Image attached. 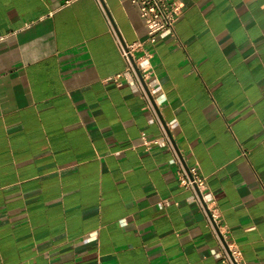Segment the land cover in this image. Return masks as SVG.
<instances>
[{
  "label": "crops",
  "instance_id": "1",
  "mask_svg": "<svg viewBox=\"0 0 264 264\" xmlns=\"http://www.w3.org/2000/svg\"><path fill=\"white\" fill-rule=\"evenodd\" d=\"M146 44L158 121L114 77L147 38L130 0H0V264H221L161 137L264 264V0H179ZM161 122V123H160ZM150 142V143H148Z\"/></svg>",
  "mask_w": 264,
  "mask_h": 264
},
{
  "label": "built area",
  "instance_id": "2",
  "mask_svg": "<svg viewBox=\"0 0 264 264\" xmlns=\"http://www.w3.org/2000/svg\"><path fill=\"white\" fill-rule=\"evenodd\" d=\"M72 1L74 0H65V3L67 4ZM130 2L137 8L147 31V38L126 44L120 40L112 27L126 65L124 71L116 75L114 80L120 84L119 79L123 78L130 83L133 89L138 91L146 101L147 109L160 121L156 101L153 97L158 80L147 71L150 67L152 54L146 50L145 46L146 44L154 45L158 39L175 35L176 24L182 14L184 4L179 0H130ZM172 125L161 124V137L151 142L166 145L173 152L175 160L179 165L180 184L192 191L190 200L201 207L208 225L219 238L221 251L218 256L221 264H247L243 260L241 251L236 244L226 240L228 229L222 224L214 199L207 191L206 180L201 175L197 165H187L185 163L181 152L171 137L169 128Z\"/></svg>",
  "mask_w": 264,
  "mask_h": 264
}]
</instances>
